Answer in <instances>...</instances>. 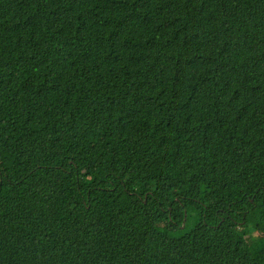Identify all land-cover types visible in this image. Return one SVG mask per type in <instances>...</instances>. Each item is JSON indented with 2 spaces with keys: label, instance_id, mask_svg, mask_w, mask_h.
Wrapping results in <instances>:
<instances>
[{
  "label": "trees",
  "instance_id": "obj_1",
  "mask_svg": "<svg viewBox=\"0 0 264 264\" xmlns=\"http://www.w3.org/2000/svg\"><path fill=\"white\" fill-rule=\"evenodd\" d=\"M0 264H264V0H0Z\"/></svg>",
  "mask_w": 264,
  "mask_h": 264
},
{
  "label": "rangeland",
  "instance_id": "obj_2",
  "mask_svg": "<svg viewBox=\"0 0 264 264\" xmlns=\"http://www.w3.org/2000/svg\"><path fill=\"white\" fill-rule=\"evenodd\" d=\"M63 144V141H60V142H54L52 147L53 148H58L59 146H61Z\"/></svg>",
  "mask_w": 264,
  "mask_h": 264
}]
</instances>
